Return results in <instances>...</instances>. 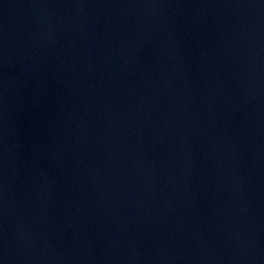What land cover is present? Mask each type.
I'll return each instance as SVG.
<instances>
[{"label": "water", "instance_id": "95a60500", "mask_svg": "<svg viewBox=\"0 0 264 264\" xmlns=\"http://www.w3.org/2000/svg\"><path fill=\"white\" fill-rule=\"evenodd\" d=\"M0 264H264V0H0Z\"/></svg>", "mask_w": 264, "mask_h": 264}]
</instances>
